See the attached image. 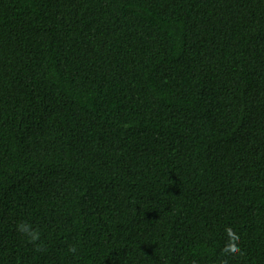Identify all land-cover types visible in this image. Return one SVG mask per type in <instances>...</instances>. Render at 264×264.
I'll list each match as a JSON object with an SVG mask.
<instances>
[{"label": "trees", "instance_id": "trees-1", "mask_svg": "<svg viewBox=\"0 0 264 264\" xmlns=\"http://www.w3.org/2000/svg\"><path fill=\"white\" fill-rule=\"evenodd\" d=\"M222 261L264 264V0H0V264Z\"/></svg>", "mask_w": 264, "mask_h": 264}, {"label": "clouds", "instance_id": "clouds-1", "mask_svg": "<svg viewBox=\"0 0 264 264\" xmlns=\"http://www.w3.org/2000/svg\"><path fill=\"white\" fill-rule=\"evenodd\" d=\"M17 230L28 238L29 243H33L37 251L42 250L41 247L36 244V242L40 239L38 231L33 230L30 225L25 223L18 225ZM225 231L228 236V242L222 249V255H242L241 249L239 247V236L230 227L226 228ZM69 251L75 253L76 248L72 247L69 249ZM221 264H227V261H222Z\"/></svg>", "mask_w": 264, "mask_h": 264}]
</instances>
